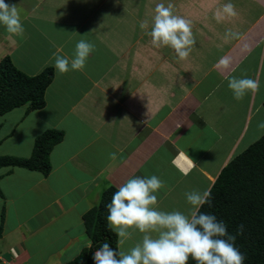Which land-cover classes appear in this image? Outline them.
<instances>
[{"label":"crops","instance_id":"obj_1","mask_svg":"<svg viewBox=\"0 0 264 264\" xmlns=\"http://www.w3.org/2000/svg\"><path fill=\"white\" fill-rule=\"evenodd\" d=\"M228 2L238 16L217 23L215 9ZM5 3L17 6L24 33L10 36L0 25V61L10 56L31 76L52 67L54 77L45 91V106L29 110L24 105L0 116V135L6 130L0 145L15 140L26 148L16 132L35 111L34 125L27 127L33 131L24 137L33 139L49 128L64 135L50 153L47 176L26 168H0L3 264L74 259L92 243L84 214L100 203L107 187L118 188L132 177L158 176L164 187L156 194L157 207L187 212L191 206L185 193L210 190L221 170L264 135L258 127L264 122V0ZM158 3H172L175 14L192 22L196 44L186 60L170 47H154L139 27L147 20L150 30ZM227 29L240 38L226 42ZM81 39L95 44L87 59L89 71L88 66L69 71L61 79L53 54L62 49L59 54L71 59ZM18 53L23 59L15 57ZM27 54L30 61L24 60ZM221 58L230 61L227 68L217 66ZM231 77L256 79L259 91L237 101L228 87ZM12 114L19 118L7 130ZM113 152L115 160L109 158ZM141 236L135 232L122 250Z\"/></svg>","mask_w":264,"mask_h":264},{"label":"clouds","instance_id":"obj_2","mask_svg":"<svg viewBox=\"0 0 264 264\" xmlns=\"http://www.w3.org/2000/svg\"><path fill=\"white\" fill-rule=\"evenodd\" d=\"M237 16L231 2L217 7L213 13L217 23ZM0 25L10 36L23 35L24 27L15 4L0 0ZM139 27L151 37L154 47H170L180 60H186L196 44L192 22L175 14L172 3L156 4L150 30L147 20L141 21ZM239 38L240 33L232 29H227L223 36L226 42ZM61 51L53 54L59 73L83 71L95 44L79 40L71 59L60 55ZM229 63L227 58H221L217 66L227 68ZM228 87L237 101L248 92L259 91L258 81L247 77H231ZM258 127L264 128V122ZM109 158L115 160L116 153H110ZM163 187L164 182L156 175L132 177L118 186L106 208L108 227L117 236L120 247L113 250L107 242L103 243L93 256L95 264H188L189 258L196 264H244V255L235 245L236 236L229 234L226 224L214 214L200 211L204 204H211L209 190L186 192V201L191 206L187 212L163 211L157 207L156 195ZM243 230L244 225H239L237 234ZM137 231L142 234L141 239L127 251L122 250Z\"/></svg>","mask_w":264,"mask_h":264},{"label":"trees","instance_id":"obj_3","mask_svg":"<svg viewBox=\"0 0 264 264\" xmlns=\"http://www.w3.org/2000/svg\"><path fill=\"white\" fill-rule=\"evenodd\" d=\"M53 77L52 67L31 76L19 70L10 56L4 57L0 61V116L24 105L29 110L45 106V91ZM63 135L59 129L45 130L36 137L31 156L0 155V168H26L47 176L52 169L50 153ZM116 190L115 186L107 187L100 203L84 214L91 246L64 264H95L94 252L105 242L117 250L118 238L108 227L106 208ZM209 191L211 204H204L200 211L214 214L226 224L228 233L236 236L235 245L244 255V264H264V135L221 170ZM241 224L243 233L237 234ZM188 264L196 262L189 258Z\"/></svg>","mask_w":264,"mask_h":264},{"label":"rangeland","instance_id":"obj_4","mask_svg":"<svg viewBox=\"0 0 264 264\" xmlns=\"http://www.w3.org/2000/svg\"><path fill=\"white\" fill-rule=\"evenodd\" d=\"M15 57L17 58V59H23V56H22V54L21 53H18V54H15ZM30 55H25V58H24V60L25 61H30ZM16 61H18V60H16ZM15 61V63H17ZM18 64V63H17ZM19 64H22L21 62H19ZM88 66V68H86L88 71H89V68H90V66H91V63H89L88 62V64H87V61H86V65H85V67H87ZM19 67V66H18ZM118 67H120V65H118ZM19 68H21V67H19ZM47 69V68H46ZM20 70V69H19ZM94 72V71H93ZM97 72H100L99 71V69L97 68ZM96 73V72H95ZM63 75H65V73H63V74H61V79H63ZM95 76H97V77H99L98 76V74H94ZM100 75V74H99ZM111 75V73L109 74V75H106V76H110ZM101 76V75H100ZM53 98H54V96L53 97H51V99L53 100ZM22 109H18V108H16V109H14L13 110V113L14 112H18V111H21ZM11 113V112H10ZM10 113H8V115L10 114ZM19 113H21V112H19ZM35 113H37V111H35ZM35 113H33V114H30V115H26V117H25V119L23 120V123H22V131H18V132H16V134H18V135H20V137L21 138H19L21 141H24V143H25V145L27 146L26 148L25 147H23L21 144H17V143H15V140H10V141H6L5 143H3V144H1L0 145V155H2V154H7V155H17L18 153H20V155H31L32 154V150H33V147H34V142H35V139H36V137L38 136V135H40V134H42V133H40V134H37V136L36 137H34L33 139H29L30 137H24V136H26L25 134H29L30 132L29 131H33V130H28V128L27 127H29L30 126V123H31V126L32 125H34V124H32V122L34 123V121H35ZM4 117H6V116H4ZM10 118H11V121H10V123H9V125L7 126V130H9V128L11 127V125L19 118V115L18 114H12V115H10ZM28 118H31V121L30 122H28L29 120H28ZM5 119L6 118H2V121L3 122H5ZM6 124V123H5ZM5 129L4 128H2V130H1V135L0 136H2V134L3 135H6V133H5ZM28 131V132H27ZM22 138H24V139H22ZM11 139H14V138H12L11 137ZM30 143V144H29ZM33 146V147H32ZM21 157V156H20ZM187 210V209H186ZM0 264H3L1 261H0Z\"/></svg>","mask_w":264,"mask_h":264}]
</instances>
